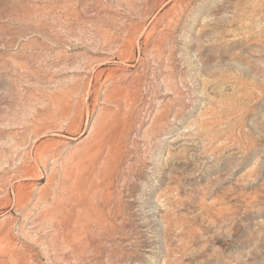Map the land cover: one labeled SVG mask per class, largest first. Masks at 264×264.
Listing matches in <instances>:
<instances>
[{"label":"rangeland","instance_id":"obj_1","mask_svg":"<svg viewBox=\"0 0 264 264\" xmlns=\"http://www.w3.org/2000/svg\"><path fill=\"white\" fill-rule=\"evenodd\" d=\"M43 112L78 124L21 165ZM0 230V264H264V0H0Z\"/></svg>","mask_w":264,"mask_h":264},{"label":"bare ground","instance_id":"obj_2","mask_svg":"<svg viewBox=\"0 0 264 264\" xmlns=\"http://www.w3.org/2000/svg\"><path fill=\"white\" fill-rule=\"evenodd\" d=\"M122 85H124V84H122ZM120 92H122V91L120 89L116 88L111 95L107 96V99L112 101L118 94H120ZM56 116H59L61 119H63V121L68 123V125H69L68 129H71L72 127H74V126H76L78 124L77 119L75 117H71L69 114H46V113H44V114H36L35 119H33L31 121H28L27 123L24 124L23 130H22L23 133L20 134V135L27 136L29 139L25 140V138H24L25 136H24L23 139H21L20 141H14L13 142L14 147L12 146V149H14V148H16L18 146H23V145L27 144L24 147L25 155H23V154L21 155V153L16 154V158L20 161L21 165H24L27 162V160H26L27 158L29 160L34 161V160H36L37 158L40 157L41 153L39 151V145H37V142L39 141L40 136H43L44 133H48L49 131L55 130L57 128V123L54 121V118ZM79 125H80V123H79ZM61 136H63V135H61ZM52 145L55 146L56 144H52ZM108 145L111 146L112 144H110V142H108V141H103V140L100 143V146H102V147L103 146L108 147ZM91 148L92 147H90L89 149H91ZM50 150H51V148L48 151L49 154L52 153ZM83 153H86V147L84 149H78L77 148L76 150H74L68 156V159L71 160L70 161V163H71L70 169L72 171L77 172V171H79V170L84 168V165H85L84 162L77 160V158H79V156L81 154H83ZM93 168H95V167H93ZM19 171H20L21 174L22 173L25 174L26 170H24V169L20 170L19 169ZM75 180H76V178H75ZM75 185H76L77 188H79L77 186V184H75ZM15 199L17 201H20L21 200V194H19L18 196L15 195ZM115 206H116V204H115ZM4 242H5V239H4V237H3L2 233H1V230H0V252L6 250L5 247H4Z\"/></svg>","mask_w":264,"mask_h":264}]
</instances>
